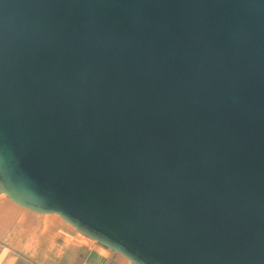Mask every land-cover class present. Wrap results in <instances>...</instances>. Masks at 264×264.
Returning <instances> with one entry per match:
<instances>
[{
	"label": "water",
	"instance_id": "95a60500",
	"mask_svg": "<svg viewBox=\"0 0 264 264\" xmlns=\"http://www.w3.org/2000/svg\"><path fill=\"white\" fill-rule=\"evenodd\" d=\"M0 194L133 264H264V0H0Z\"/></svg>",
	"mask_w": 264,
	"mask_h": 264
},
{
	"label": "crops",
	"instance_id": "0c3cea01",
	"mask_svg": "<svg viewBox=\"0 0 264 264\" xmlns=\"http://www.w3.org/2000/svg\"><path fill=\"white\" fill-rule=\"evenodd\" d=\"M0 264L133 263L58 215L32 212L0 194Z\"/></svg>",
	"mask_w": 264,
	"mask_h": 264
},
{
	"label": "rangeland",
	"instance_id": "374dc122",
	"mask_svg": "<svg viewBox=\"0 0 264 264\" xmlns=\"http://www.w3.org/2000/svg\"><path fill=\"white\" fill-rule=\"evenodd\" d=\"M5 196V195H4Z\"/></svg>",
	"mask_w": 264,
	"mask_h": 264
}]
</instances>
